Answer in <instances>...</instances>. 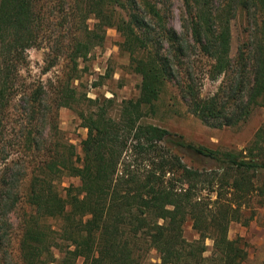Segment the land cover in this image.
I'll return each mask as SVG.
<instances>
[{"label": "trees", "instance_id": "1", "mask_svg": "<svg viewBox=\"0 0 264 264\" xmlns=\"http://www.w3.org/2000/svg\"><path fill=\"white\" fill-rule=\"evenodd\" d=\"M181 2L183 33L169 24L163 0H57L55 14L41 0H0V264H15L4 227L22 197L31 210L23 212L19 264H146L152 249L157 264H244L245 244L229 238L228 227L247 223L253 201L264 203V123L241 149L220 150L147 118L173 82L208 126L248 119L264 99V0ZM238 16L244 37L233 52ZM110 27L140 76L137 96L115 109L113 98L92 99L71 86L79 59L103 44ZM43 44L53 61L63 55L69 63L53 103L76 109L87 130L81 155L63 136L48 135L47 125L57 127L46 85L19 92L27 51ZM192 49L210 60L206 77L220 79L208 96L184 66ZM65 176L79 184L62 193ZM186 221L193 240L184 236Z\"/></svg>", "mask_w": 264, "mask_h": 264}, {"label": "rangeland", "instance_id": "2", "mask_svg": "<svg viewBox=\"0 0 264 264\" xmlns=\"http://www.w3.org/2000/svg\"><path fill=\"white\" fill-rule=\"evenodd\" d=\"M56 1L41 0L42 3L47 2L46 5L44 4L46 12L51 14H55ZM163 1L171 9L169 24L178 32L183 33L181 27V15L183 13L181 0ZM244 24L240 16L233 20V52H235L237 45L242 42L244 37ZM120 40L121 36L114 28H107L103 44L93 48L85 58L79 59L78 71L76 72L79 79L74 80L71 85L75 86L79 93H86V96L92 99L96 97L113 98L115 100L114 109L116 103L121 100L136 97L140 83V76L131 67L128 54L119 48ZM52 56L54 55L49 54L47 44L28 49L27 64L20 72L19 92L39 80L46 85L48 102L51 109L56 113L54 122L58 132L56 130L49 131L48 125L46 131L50 133L48 135L52 140L60 139L63 136L66 141L75 146L77 153L81 155V141L85 138L87 130L83 127L76 109L66 106L56 108L53 103L56 97V85L63 74L69 73V63L63 55L57 56L54 61ZM184 63V66H189V69L195 74L201 95L208 96L212 94L220 79L214 81L206 77L210 60L192 49L189 58L184 59ZM181 75L183 73H180L179 76ZM147 121L182 134L186 139L196 144L220 150H239L253 138L256 130L264 123V99L261 104L255 106L245 122L234 126L211 127L202 123L188 111L185 102L178 95L176 85L173 82H168L157 101L155 114L148 117ZM0 164V168H2L3 164ZM27 183L28 179H24L19 187L23 196ZM70 183L78 185L79 179L73 176H65L59 184L62 193H64L62 188ZM259 202L258 200L253 201L252 208L248 209L249 211L246 213L249 217L247 223L233 221L228 227V237L240 238L245 244L247 255L244 264H264V203ZM30 210L31 207L22 197L17 206L7 213L8 226L4 227V231L10 237L8 250L15 264H19L18 240L22 231L23 212H29ZM250 210L253 211L251 214ZM48 222L52 226L57 225L55 220H48ZM183 230L184 236L188 240L197 237L190 221L184 223ZM205 242L207 245L205 254H209L212 241L206 239ZM158 262V252L154 249L150 250L146 264H157Z\"/></svg>", "mask_w": 264, "mask_h": 264}]
</instances>
